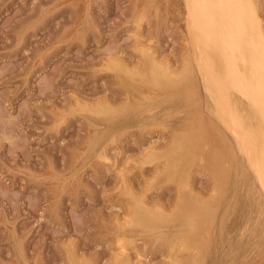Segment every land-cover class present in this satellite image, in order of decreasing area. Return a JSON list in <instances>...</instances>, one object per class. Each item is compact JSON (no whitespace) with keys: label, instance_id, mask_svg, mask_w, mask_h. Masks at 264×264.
Masks as SVG:
<instances>
[{"label":"rangeland","instance_id":"1","mask_svg":"<svg viewBox=\"0 0 264 264\" xmlns=\"http://www.w3.org/2000/svg\"><path fill=\"white\" fill-rule=\"evenodd\" d=\"M185 2L0 0V264H264V190L206 111Z\"/></svg>","mask_w":264,"mask_h":264},{"label":"bare ground","instance_id":"2","mask_svg":"<svg viewBox=\"0 0 264 264\" xmlns=\"http://www.w3.org/2000/svg\"><path fill=\"white\" fill-rule=\"evenodd\" d=\"M185 1H186L185 5H187L186 9L188 10L186 11V13H188V16L186 15L188 17V26L192 33L193 42L196 44V46H198V49H199V55L195 57L196 58L195 60L198 61V64L196 62L195 65H197V68L199 66V69L204 78L205 90H207L209 97L211 96L210 99H213V102H214L213 105L215 107L214 109L213 108L211 109L209 108L208 110L206 109V111L213 110L212 112L217 114L216 115L218 116L217 118L218 119L220 118V121L223 120L227 124L225 125L224 123H222L223 126L224 125H225L224 127L228 126L232 130L233 133L232 132L231 133L234 134V140H235L234 142L235 143L237 142L236 144L238 145L240 144L241 149L243 150V152L244 151L246 152V155L247 153L249 154L250 157L247 155V159L249 158L251 160V164L255 168V169L253 168L252 171L256 170L257 174L256 173L255 174L258 176V179H259V182L258 181L257 182L261 184V186L260 185L259 186L263 187V190H264V29L262 27L263 25H261L260 23V18H259V14L257 11V6L255 4V1L254 0H185ZM183 26H186V25H183ZM150 46L151 45H148V47ZM189 54L191 53L189 52ZM113 58L115 59V57ZM123 72L124 71L122 70V73ZM169 74L172 75L171 72ZM234 92L241 94L242 97L245 99V102H244V99L243 100L237 99V96H235ZM104 100H106V98ZM97 103H99V101ZM240 109L241 110L243 109V111L241 112L246 111L248 113L245 112V114L242 115V113L240 112ZM251 118H254L255 121L258 122L257 123L258 126L257 127L254 126L256 127L257 130L254 127L250 126V123L252 124V122H250ZM228 127H226L227 130H228ZM215 130H216V127H215ZM235 136L241 139V140L238 139L241 141L240 143H238L239 141L235 139ZM172 137L174 138L173 135ZM231 139L233 140V138ZM171 142H173V140ZM227 143L229 142L227 141ZM235 147L237 149V146ZM238 149H240V147H238ZM229 152L230 151H228V153ZM252 171H251V174H252ZM129 182L131 183V181ZM184 186L185 185H183V187ZM179 187L183 189L182 186H179ZM179 191H180V188H179ZM128 198L130 199L129 196ZM176 202H178V200ZM175 209H176L175 217L173 219L171 218L170 220L173 223L175 222L174 220H179L183 222H187V221L191 222L195 218L193 211H192V207H190L189 205L178 203ZM139 212L140 210L134 207L133 213L135 214V216H137ZM131 215L133 216V214ZM124 231L126 230L124 229ZM177 239L182 240L180 238H177ZM184 245L186 246V244ZM175 248L176 247H174V249ZM120 251H122V249ZM126 251L124 252L126 253ZM174 251L178 252L177 250H174ZM184 251H185V248H184ZM124 252L121 255L118 254L119 259L116 264H143L142 261H138V262H134V260L131 261V258L129 257V255L127 256ZM191 258L192 257H190V259ZM115 260H116V256H115ZM177 260H178V257H177ZM196 260H194V263ZM176 263L177 262L175 261L174 264Z\"/></svg>","mask_w":264,"mask_h":264}]
</instances>
